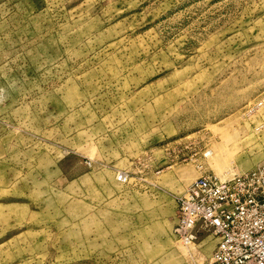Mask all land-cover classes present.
Segmentation results:
<instances>
[{"label": "rangeland", "instance_id": "rangeland-1", "mask_svg": "<svg viewBox=\"0 0 264 264\" xmlns=\"http://www.w3.org/2000/svg\"><path fill=\"white\" fill-rule=\"evenodd\" d=\"M260 165L264 0H0V264H203L179 197Z\"/></svg>", "mask_w": 264, "mask_h": 264}, {"label": "built area", "instance_id": "built-area-1", "mask_svg": "<svg viewBox=\"0 0 264 264\" xmlns=\"http://www.w3.org/2000/svg\"><path fill=\"white\" fill-rule=\"evenodd\" d=\"M178 203L177 239L196 243L209 234L217 240L203 264H264V165L226 179L204 174Z\"/></svg>", "mask_w": 264, "mask_h": 264}, {"label": "crops", "instance_id": "crops-1", "mask_svg": "<svg viewBox=\"0 0 264 264\" xmlns=\"http://www.w3.org/2000/svg\"><path fill=\"white\" fill-rule=\"evenodd\" d=\"M214 248H215V247H214ZM214 248H213V249H214Z\"/></svg>", "mask_w": 264, "mask_h": 264}, {"label": "bare ground", "instance_id": "bare-ground-1", "mask_svg": "<svg viewBox=\"0 0 264 264\" xmlns=\"http://www.w3.org/2000/svg\"><path fill=\"white\" fill-rule=\"evenodd\" d=\"M196 244V243H195Z\"/></svg>", "mask_w": 264, "mask_h": 264}]
</instances>
